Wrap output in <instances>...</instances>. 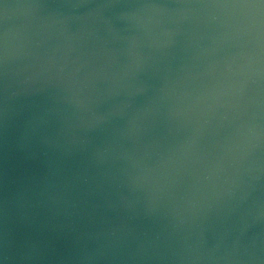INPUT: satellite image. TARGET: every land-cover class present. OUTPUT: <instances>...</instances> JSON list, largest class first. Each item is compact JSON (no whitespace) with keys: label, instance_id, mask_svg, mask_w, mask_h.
<instances>
[{"label":"water","instance_id":"water-1","mask_svg":"<svg viewBox=\"0 0 264 264\" xmlns=\"http://www.w3.org/2000/svg\"><path fill=\"white\" fill-rule=\"evenodd\" d=\"M0 264H264V0H0Z\"/></svg>","mask_w":264,"mask_h":264}]
</instances>
